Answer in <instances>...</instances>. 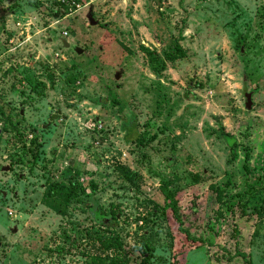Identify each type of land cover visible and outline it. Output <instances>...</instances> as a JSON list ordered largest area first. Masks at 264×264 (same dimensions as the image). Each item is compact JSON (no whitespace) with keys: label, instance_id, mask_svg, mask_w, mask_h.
I'll return each mask as SVG.
<instances>
[{"label":"rangeland","instance_id":"1","mask_svg":"<svg viewBox=\"0 0 264 264\" xmlns=\"http://www.w3.org/2000/svg\"><path fill=\"white\" fill-rule=\"evenodd\" d=\"M75 179L97 189L45 197ZM145 255L264 264V0H0V264Z\"/></svg>","mask_w":264,"mask_h":264},{"label":"trees","instance_id":"2","mask_svg":"<svg viewBox=\"0 0 264 264\" xmlns=\"http://www.w3.org/2000/svg\"><path fill=\"white\" fill-rule=\"evenodd\" d=\"M178 47V46H177ZM145 50V49H144ZM152 62H155V64L158 61H162L157 56H155L153 53H150L149 51L145 50ZM182 55V53H181ZM175 55H171L170 59H174ZM163 62V61H162ZM157 65V64H156ZM164 65L162 64L161 67L157 68V71L160 69H163ZM3 116V114H2ZM4 119H7V116H4ZM10 124L13 125V122L10 121ZM14 129L16 130V126H14ZM235 144V140L231 141V145ZM119 172L124 177L125 180H127L129 183H134V178L136 176L135 172L130 170L126 166H119ZM160 193L164 197V200L166 202V207L162 209V214L164 219L170 222H174L176 224V229L180 232L181 236L187 240V244L185 246V249L187 247H190L191 243H199L200 246L204 242L202 239L191 236V234L188 232L186 228L183 227V222L179 214V208L177 200L175 199V192L170 189L171 181L166 177H160ZM65 181H51L45 192V197L48 198H63L65 202L67 203L68 200L74 198L76 200H79L81 196H90L96 189L97 185L92 181H86V182H78V180H74L69 183H64ZM218 193L221 195V191L217 190ZM110 221H117L115 212H111ZM107 229H110L108 226ZM93 235H89V237H95L97 241L101 242V245L104 247V249H110L112 247L118 249L121 248L122 243L118 239V237L115 235V233H111L113 235H109L106 237H101L96 232H91ZM177 258V256L174 258V260ZM92 264H121L119 259L112 257H105V258H92ZM123 264H126L123 263ZM139 264H148V258L143 256L141 258ZM174 264V263H173Z\"/></svg>","mask_w":264,"mask_h":264},{"label":"water","instance_id":"3","mask_svg":"<svg viewBox=\"0 0 264 264\" xmlns=\"http://www.w3.org/2000/svg\"><path fill=\"white\" fill-rule=\"evenodd\" d=\"M62 44H63V46H64L65 48H70V45H69V43H68L66 40H62ZM73 50H74V52H76V54H81V53H82V49L79 48V47H75V46H74V47H73ZM118 77H119V75L116 74V75H115V78H118ZM245 98H246V106H247V107H251V104H252L251 93H250V92H249V93H246V94H245ZM58 113H59V110H58ZM58 113H57V114H52V115L50 116L49 121H52V120L56 119L57 116H58ZM44 127H46V126H44ZM5 170H7V168H5Z\"/></svg>","mask_w":264,"mask_h":264},{"label":"built area","instance_id":"4","mask_svg":"<svg viewBox=\"0 0 264 264\" xmlns=\"http://www.w3.org/2000/svg\"><path fill=\"white\" fill-rule=\"evenodd\" d=\"M18 24V23H17Z\"/></svg>","mask_w":264,"mask_h":264}]
</instances>
